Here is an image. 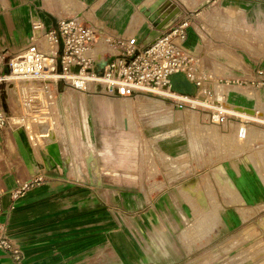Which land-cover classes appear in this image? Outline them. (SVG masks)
Listing matches in <instances>:
<instances>
[{
    "label": "crops",
    "instance_id": "obj_1",
    "mask_svg": "<svg viewBox=\"0 0 264 264\" xmlns=\"http://www.w3.org/2000/svg\"><path fill=\"white\" fill-rule=\"evenodd\" d=\"M155 1L0 0V51L13 55L28 47L32 38L42 33L33 29L36 20H40L45 29H51L57 28L61 19L73 15H81L108 35L134 36L139 46L146 47L174 25L189 21L192 8L203 0H195V3L168 0L166 9L172 17L159 25L149 21L142 11L143 6L149 7ZM213 3H219L225 13L239 18L241 30L248 33L251 42L254 39L255 46L256 39L264 40V0H213ZM184 47L191 53L205 55L201 36L193 25L187 27ZM106 50L107 45L100 40L94 47V55L100 58ZM245 57H238V61L231 63V74L260 93L253 109L260 111L258 115H264V85L261 84L264 74H259V70H264V54ZM99 93L108 99L119 97L102 92V89ZM38 96L41 105L35 112L23 104L21 91L15 84L0 83V105L9 115L21 118V126L28 136L31 131L38 135L37 146L29 137L38 157L37 147L49 142L47 137L52 131L60 144L61 156L70 159L64 167H41L32 174L13 135L17 127L0 128V221L5 223L8 236L20 247L22 264H195L196 259L189 257L194 248L188 249L184 231L188 222L195 218L189 190L179 186L151 193V189H162L166 185L164 180L157 179L153 182L149 179L150 186L142 182L137 186L108 185L103 180L93 185L84 180L81 175L87 173V168L80 165L78 157L81 155L75 149L81 142L86 144L94 140L93 97L99 95L93 94L91 87L78 90L60 80L38 89ZM109 105L116 114V126L122 130L123 115L118 118L124 111L121 104L110 101ZM164 116L155 122H172L169 121L171 117ZM164 127L166 130L171 126ZM160 151L165 159L172 154L166 149ZM154 172L158 170L150 171ZM163 173L170 172L167 169ZM37 174H45L48 179L17 197L12 195L19 187L18 181ZM196 184L199 186L198 182ZM219 217L218 223L223 218L230 226L242 220L236 215L235 223L230 224L229 210ZM196 221L199 219L192 222ZM233 238L235 240L236 235ZM256 254L238 264H255L252 262ZM260 254H264V250ZM260 260L255 261L264 264V260ZM0 264L16 263L0 249Z\"/></svg>",
    "mask_w": 264,
    "mask_h": 264
},
{
    "label": "rangeland",
    "instance_id": "obj_2",
    "mask_svg": "<svg viewBox=\"0 0 264 264\" xmlns=\"http://www.w3.org/2000/svg\"><path fill=\"white\" fill-rule=\"evenodd\" d=\"M192 9L188 25H193L201 36L205 55L192 53L191 65L195 76L202 79L199 95L204 97L200 98L202 102L207 98L206 103L198 102L187 110V104L181 103L178 95L161 91L137 98L108 99L96 92L97 84L92 83L93 94L99 95L93 97L92 113V145L98 159L96 176L108 185L124 186L141 182L150 186L149 179L164 180L166 185L162 189L146 188L155 194L179 186L187 188L195 214L192 221L199 219L196 223L190 220L186 228L190 232L187 247L194 248L189 257L196 259L195 264H238L256 253L255 260L263 261L264 254L260 253L264 250V137L260 138L258 130L264 131V115L247 118L251 119L245 122L250 130L241 140L238 122L247 116L222 106L253 108L255 98H260L254 87L232 76L231 63L238 61V57L264 54V40L256 39L255 46L254 39L251 42L248 33L241 30L239 18L225 13L213 0H203ZM219 99L224 103L217 102ZM110 101L132 106L131 120L125 109L118 114V118H124L122 130L116 126L117 117L110 110ZM254 110L258 114L259 110ZM214 113L219 116L213 118ZM162 116L171 117L172 122H155ZM165 125H170V129L164 130ZM31 134L40 142L35 132ZM164 137L170 142H165ZM82 144L75 149L80 155L84 150ZM160 149L172 154L165 159ZM227 151L231 155L225 154ZM78 161L86 166L82 157ZM154 169L158 172L150 173ZM167 169L170 173L166 175L163 172ZM81 176L90 181L88 173ZM228 210L230 224L235 223L236 215L242 220L230 226L221 218L218 223L219 216ZM255 260L252 263L257 264Z\"/></svg>",
    "mask_w": 264,
    "mask_h": 264
},
{
    "label": "built area",
    "instance_id": "obj_3",
    "mask_svg": "<svg viewBox=\"0 0 264 264\" xmlns=\"http://www.w3.org/2000/svg\"><path fill=\"white\" fill-rule=\"evenodd\" d=\"M188 26V20L182 21L150 45L141 47L136 37L108 35L81 15L65 17L59 21L57 28L51 29H45L44 24L36 20L33 22V29L42 33L33 37L28 47L13 55L0 51V83L15 84L21 91L23 104L30 106L35 112H38L41 105L38 89L47 87L49 82L56 83L60 80L83 91L96 83L102 92L122 98L155 94L157 91L176 94L180 97L179 101L186 103V109L190 110L198 102L206 103L207 98L202 102L196 95L172 91L169 80L172 73L184 71L202 92V79L195 76L191 65L193 55L184 47ZM100 40L107 45L108 51H104L100 58L88 54ZM97 60L105 62L103 68H96ZM77 66L80 67L78 71L72 70V67ZM259 74H264V70H259ZM261 84L264 85V80ZM233 112L247 114L243 115L247 117L243 122H238L239 124H245L251 120L248 117L254 118L258 115ZM218 116L213 114V118ZM17 118L21 119L19 116L9 115L0 105V128L21 126L23 121H17ZM47 178L45 174H37L18 181L19 187L12 195L17 197ZM0 249L7 252L16 264H22L21 249L8 236L6 225L1 221Z\"/></svg>",
    "mask_w": 264,
    "mask_h": 264
},
{
    "label": "water",
    "instance_id": "obj_4",
    "mask_svg": "<svg viewBox=\"0 0 264 264\" xmlns=\"http://www.w3.org/2000/svg\"><path fill=\"white\" fill-rule=\"evenodd\" d=\"M168 0H157L149 7L143 6L142 11L148 17L149 21L153 22L155 25L161 24L162 21H167L171 19L172 15L169 14L166 7L168 5ZM105 62H97L96 68H103ZM80 67H72V70L78 71ZM170 89L180 94L198 96L199 98H204L199 94V86L195 81L190 79L184 71H177L169 76ZM101 87L96 86V92H100ZM236 111L246 112L249 114H254V109H236ZM13 135L17 142L18 148L22 155V158L32 174L36 172L38 168L45 167L57 169L59 167H64L65 163H68V158H63L61 156L60 144L55 140L53 132L50 131L47 142L43 147H37L39 151V157L35 152V148L32 146L29 136L24 127L19 126L13 130ZM92 141L86 144L83 143L84 148L81 157L85 160L87 173L90 178V182L95 184H101V179L97 175V164L98 159L93 151Z\"/></svg>",
    "mask_w": 264,
    "mask_h": 264
},
{
    "label": "bare ground",
    "instance_id": "obj_5",
    "mask_svg": "<svg viewBox=\"0 0 264 264\" xmlns=\"http://www.w3.org/2000/svg\"><path fill=\"white\" fill-rule=\"evenodd\" d=\"M46 41L44 40V43H45ZM93 50L94 49H92V50H90L91 52H93ZM88 54H89V52H88ZM217 102H222L221 104H223L224 102H223V100L222 99H219V100H217ZM226 105V104H225ZM217 107H220L221 108V106L220 105H218ZM223 107V109H226V110H230V111H232V109H233V111H236L234 108H237V109H253V108H251V107H244V106H242V107H227V106H222ZM121 108L124 110H126V111H128V113L130 114V117H129V119L131 120L132 119V106L130 105V104H126V103H124V104H121ZM240 112V111H239ZM241 113H243V112H241ZM257 113V112H256ZM258 114H259V111H258ZM90 115V114H89ZM243 115H247V114H245V113H243ZM190 119V118H189ZM18 121H19V119H17ZM28 120V119H27ZM29 122V121H28ZM90 123V122H89ZM31 125V124H30ZM86 126V125H85ZM249 125L247 124H241V127H240V137H241V140L244 138V137H247V134H248V132H249V130H250V127H248ZM88 127V126H87ZM29 128V127H28ZM49 128V127H48ZM30 131H31V129H30ZM85 131H87V129L85 130ZM50 132V131H49ZM54 133V132H53ZM258 133H260V138H262V137H264V131L263 130H258ZM87 134V133H86ZM85 134V135H86ZM55 135V134H54ZM29 137H30V139L32 140L31 142L33 143V145L34 144H38L39 143V141L37 140V139H35L34 138V136L31 134V132L29 133ZM56 138V137H55ZM37 140V141H36ZM87 140V139H86ZM88 141V140H87ZM86 141V142H87ZM95 141V140H94ZM96 153V152H95ZM225 154H230L231 155V151H227ZM98 173V172H97ZM216 214V213H215ZM214 214V215H215ZM213 215V216H214ZM213 216H212V218H213ZM245 216V215H244ZM245 219H247V218H245ZM212 221H214L213 219H211ZM218 220V219H217ZM264 221V220H263ZM218 222V221H217ZM213 224H214V222H213ZM216 225V224H215ZM211 229L213 228V227H210ZM216 229V228H215ZM186 238H187V240H188V237L190 236V232H189V230L187 229L186 230ZM210 232V231H209ZM208 232V233H209ZM211 237V236H210ZM192 244V243H191ZM192 247V246H191ZM246 251V250H245ZM257 251V250H256Z\"/></svg>",
    "mask_w": 264,
    "mask_h": 264
}]
</instances>
